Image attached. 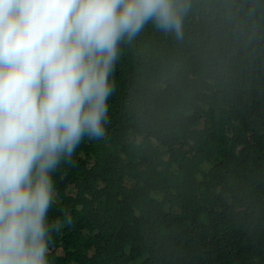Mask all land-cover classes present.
Segmentation results:
<instances>
[{"label":"trees","instance_id":"obj_1","mask_svg":"<svg viewBox=\"0 0 264 264\" xmlns=\"http://www.w3.org/2000/svg\"><path fill=\"white\" fill-rule=\"evenodd\" d=\"M183 30L121 44L105 136L54 174L50 264H264V0H191Z\"/></svg>","mask_w":264,"mask_h":264},{"label":"clouds","instance_id":"obj_2","mask_svg":"<svg viewBox=\"0 0 264 264\" xmlns=\"http://www.w3.org/2000/svg\"><path fill=\"white\" fill-rule=\"evenodd\" d=\"M191 0H0V264H50L54 174L105 136L121 44L177 40ZM219 81H206L225 89ZM226 90V89H225Z\"/></svg>","mask_w":264,"mask_h":264}]
</instances>
